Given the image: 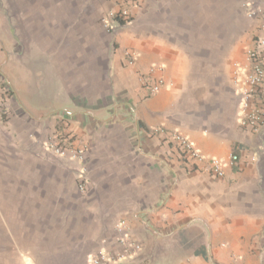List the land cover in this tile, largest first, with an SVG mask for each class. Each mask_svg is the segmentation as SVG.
Returning a JSON list of instances; mask_svg holds the SVG:
<instances>
[{
    "label": "crops",
    "instance_id": "crops-1",
    "mask_svg": "<svg viewBox=\"0 0 264 264\" xmlns=\"http://www.w3.org/2000/svg\"><path fill=\"white\" fill-rule=\"evenodd\" d=\"M125 2L0 0V264H92L101 251L105 264H264V115L244 124L238 91L264 0H141L108 29ZM142 75L163 77L160 90ZM64 121L87 147L86 179L47 151ZM122 220L141 244L124 257Z\"/></svg>",
    "mask_w": 264,
    "mask_h": 264
},
{
    "label": "built area",
    "instance_id": "built-area-1",
    "mask_svg": "<svg viewBox=\"0 0 264 264\" xmlns=\"http://www.w3.org/2000/svg\"><path fill=\"white\" fill-rule=\"evenodd\" d=\"M130 1V2H129ZM141 0H126L125 4L120 5L116 10H110L106 13L103 21L105 22L108 29L112 30L113 21H119L121 23H128L132 18V6L139 4ZM129 2V3H128ZM252 16V13L250 14ZM247 66L241 73L240 87L238 89L240 95L241 110L244 115V124L249 123L253 128H258L259 123L263 119L264 113L258 108H252V104L257 97L264 99V37H257L255 39L254 46L247 50ZM129 62L134 61L137 56L135 51L129 53ZM144 87H146L151 93H156L160 90L164 83L163 77H158L156 80L142 75L140 78ZM4 93H5V87ZM0 104V121L5 118V108ZM175 141L182 147L183 152L189 158L202 163L205 168L211 170L216 176H223V165L222 161L218 158L207 159L204 155L197 151L193 144L183 135L178 133L173 134ZM73 155L77 156V153L71 151ZM62 153H65L62 151ZM238 155L232 154L231 161L235 163L238 160ZM84 176V171L82 172ZM84 184V182H83ZM80 185L81 189H84V185ZM118 233L120 234L119 242L123 246V252L121 257H124L129 250L138 251L141 249V244L133 241L131 237L130 225L122 220L117 225ZM108 259L106 252H99L93 259L92 264H105Z\"/></svg>",
    "mask_w": 264,
    "mask_h": 264
},
{
    "label": "rangeland",
    "instance_id": "rangeland-1",
    "mask_svg": "<svg viewBox=\"0 0 264 264\" xmlns=\"http://www.w3.org/2000/svg\"><path fill=\"white\" fill-rule=\"evenodd\" d=\"M4 120L5 118L0 121L1 125L4 123ZM47 148V151H49L51 155L77 162L78 167H81V170L85 172L83 160L87 147L77 140L76 135L69 130L65 121L64 123L59 122L52 134L49 135ZM62 151L65 153H62ZM71 151L77 153V156L73 155ZM2 170H5V124L0 128V183L5 185V176L1 175ZM83 179H86L85 175ZM84 181L85 180L81 181V184H83ZM0 202L5 206V188L4 190H0ZM1 204L0 206L5 209Z\"/></svg>",
    "mask_w": 264,
    "mask_h": 264
}]
</instances>
